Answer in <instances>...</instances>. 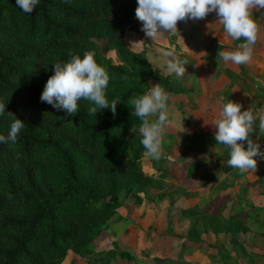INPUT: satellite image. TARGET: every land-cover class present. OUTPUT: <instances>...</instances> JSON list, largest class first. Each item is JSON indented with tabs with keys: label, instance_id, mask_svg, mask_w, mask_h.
Listing matches in <instances>:
<instances>
[{
	"label": "trees",
	"instance_id": "obj_1",
	"mask_svg": "<svg viewBox=\"0 0 264 264\" xmlns=\"http://www.w3.org/2000/svg\"><path fill=\"white\" fill-rule=\"evenodd\" d=\"M136 7L137 0H39L26 14L16 0H0V101L6 105L0 135L10 131L7 111L25 124L15 144L0 143V264H63L70 251L82 258L102 254L97 241L120 220L123 200L149 199L156 178L141 163V121L129 101L152 87L156 73L146 53L126 43ZM102 44L118 49L126 67L113 64ZM86 51L109 74L106 98L119 100L115 115L110 109L88 115L93 105L81 100L69 117L40 100L53 65ZM212 205L184 210L194 217L189 231L203 225L230 233L239 248L249 214L225 217L217 201Z\"/></svg>",
	"mask_w": 264,
	"mask_h": 264
},
{
	"label": "crops",
	"instance_id": "obj_2",
	"mask_svg": "<svg viewBox=\"0 0 264 264\" xmlns=\"http://www.w3.org/2000/svg\"><path fill=\"white\" fill-rule=\"evenodd\" d=\"M253 18L257 20L259 31L256 44L253 46L252 59L247 64L236 65L231 61L225 62L218 55L222 51L237 50L239 44L246 42L243 38L233 40L226 32H218L219 40L217 42L209 39L200 42L196 37L190 41L194 46L198 43L203 44L204 53L201 55L199 51L187 62L192 61L195 65V62L198 64L199 60L201 62V60L207 61L208 59L210 63L208 62L209 65L206 67L198 65V68H194L193 66L186 76V81L181 82L182 79H176L174 74L171 75L170 79L179 83L171 84L169 107L171 123L166 126L169 131H165L163 135L161 158H166L167 152L174 155L178 151L180 153L174 155L178 157L174 158L171 155L169 158L171 161L176 159L180 164H186L188 168L187 174L185 172L180 184L174 183L177 179L171 174L174 185L170 187L169 191H165V195L170 196L168 197L169 206L166 207L167 217L171 214L168 222L173 225L174 223L187 225L186 236H182V238L187 239L189 234L198 233L189 231L194 217L188 216L184 210L193 207L202 209L214 207L215 205L212 203L217 201V204L224 209L225 217L239 211L249 214L246 221L249 227L248 231L242 232L240 236L254 234L261 238V250H256L255 247L247 244L246 249L260 257L257 258V261L263 262L264 163H257L256 171L248 170L244 173L230 167L227 164L229 149L215 142L212 125L213 121L218 118L223 104L229 99L240 103L242 111L249 107L264 109V9L253 10ZM211 31L213 32L212 26L207 30L206 36H209ZM170 36L174 37L175 35L171 34ZM176 36L178 37V35ZM193 49L197 52L200 47L195 46ZM163 81L165 82V79ZM185 84H187V89L184 88ZM222 96L225 97L223 101L220 100ZM252 139L254 141L264 140V133H259L257 129ZM161 172L163 173V171ZM157 210L160 214L165 213L163 209L158 208ZM158 222H160L159 219ZM198 222L203 224L202 219ZM148 230L144 229L142 234H138V239L142 244L151 242L156 236L155 232ZM202 233L201 237L208 240L207 245L204 243L203 246H197L194 251L189 247H180L181 251L180 249L176 251L177 256L181 258L185 253H188L187 256H191L197 252L217 264L223 262L219 252L229 253L231 256L229 264L239 263L240 258L237 255L242 252L241 249L236 248L232 242H229V245L224 244L223 248V245L218 246L215 243L223 234H228V239L231 241L230 233H217L213 229L205 230ZM240 236L238 240L243 241L244 239H241ZM123 237L127 239V236ZM111 242L113 243V240ZM112 245L114 248L115 245Z\"/></svg>",
	"mask_w": 264,
	"mask_h": 264
},
{
	"label": "clouds",
	"instance_id": "obj_3",
	"mask_svg": "<svg viewBox=\"0 0 264 264\" xmlns=\"http://www.w3.org/2000/svg\"><path fill=\"white\" fill-rule=\"evenodd\" d=\"M38 3L39 0H16L17 7L26 14H31ZM262 9L264 0H137L135 17L141 22V31L145 36L155 40L164 33L177 32L178 22L205 19L214 12L228 36L233 40L243 38L246 41L239 44L237 50L222 51L218 55L225 62L241 65L252 59L259 31L253 10ZM161 51L163 56L173 57L166 63V74H174L176 79L183 78L187 63L174 58V51ZM69 56L67 62L53 65L54 74L44 86L41 102L57 111H64L69 117L78 112V102L81 100L93 105L88 108V115H96L103 109H110L115 115L119 100L109 102L106 98L110 77L107 70L96 62L95 53L86 51L83 57L72 53ZM169 99V94L156 84L129 101L132 116L141 121L139 133L144 155L155 160L162 156L165 127L171 123ZM220 100H225V97H220ZM241 109L240 103L229 99L212 125L215 142L229 149L227 164L244 173L257 170V158L264 161L260 143L252 139L257 129L259 133H264V109ZM5 110V103L0 101V116L5 115ZM7 116L12 120L10 131L7 136L0 135V143L15 144L25 124L10 111H7Z\"/></svg>",
	"mask_w": 264,
	"mask_h": 264
},
{
	"label": "rangeland",
	"instance_id": "obj_4",
	"mask_svg": "<svg viewBox=\"0 0 264 264\" xmlns=\"http://www.w3.org/2000/svg\"><path fill=\"white\" fill-rule=\"evenodd\" d=\"M211 26L213 27V32L211 31L209 36H206L207 30L210 29ZM141 27L142 24L137 19H134V22L128 25L126 30V43L131 49L144 51L146 53L147 58L151 62L156 73V76L151 80L152 87L159 84L169 94L170 98V92L172 90L171 84L179 82H174V80L170 79L171 76L166 74V63L173 57L163 56L161 50L174 51V58H178L187 63L185 65V75L181 78V82L186 81V76L192 70L193 66L194 68H198V65H201L200 67H206L210 63L208 59L207 61L201 60V62L199 60L198 64L195 62V65L191 60V62H187L189 58L198 54L199 51L201 52V55L204 53L203 44H195V46L200 47V49L195 52L193 49L195 46L190 41L196 37L200 42L204 39H209L211 41L216 40L215 42H217L219 40L218 32H225L214 12L209 13L205 19H188L186 22H178L177 32L164 33L155 40H149L145 36V33L141 31ZM171 34H174L175 36L172 37L170 36ZM176 35H178V37ZM100 47L102 53L111 60L113 64L126 67V61L118 49L106 51L103 49V44L100 45ZM189 78L190 77H188V79ZM163 79H165V82ZM189 80L192 81L191 78ZM184 88L187 89V84L184 85ZM168 103L170 107V99ZM165 131H169L167 127H165ZM179 153L180 152L177 151L174 155H178ZM171 155L174 158L178 157L167 152L166 158L164 159L160 158L159 160H155L150 157H144L141 160L145 172L156 178L155 182L149 189L150 197L149 199H145L144 204H136L133 198L123 200L124 206L118 213L120 220L114 223L111 229L105 232L97 241V247L100 251H103V253L82 258L79 255L70 252L68 254L69 256L67 255L64 259L63 264H215L213 260L211 261L208 257L206 258L204 255H199L197 252L191 256H187L188 253H185L181 258L177 256L178 253L176 251L178 249L181 251L182 247H189L192 248L190 250L194 251L197 246H203L204 243L207 245L208 240L201 237L203 234L202 232L205 231L203 225H200L195 231L198 233L189 234L187 239H185L182 238V236H186L187 225L175 223L173 225L168 222L171 214L167 217L166 211L168 210L166 207L169 206L168 197L170 196L165 195V191H169L171 189L170 187L174 185L175 182L176 185L180 184L185 176V172L188 171L186 164H180L176 159L171 161L169 158ZM161 171H163V173ZM171 174L177 179L174 183ZM163 194L165 196H162ZM158 208L163 209L165 213L160 214L157 210ZM158 219L160 222H158ZM172 228L174 229L172 230ZM144 229H149L155 232L156 236L151 242H143L142 244L138 239V234H142ZM252 229H255V227H252ZM129 232L131 233L129 234ZM123 236H127V239ZM240 237L244 240H238V245L242 247V258L238 260V264H264V261H257V258L260 257L255 254L253 255L252 252H249L246 249L247 244L255 247L256 250H261V238H258L257 235L254 234H242ZM112 240L113 243L111 242ZM216 241L217 242L215 243L218 246L223 245L222 248L224 247V244L229 245V242H232L228 239V234L220 235ZM112 244L115 245L114 248H112ZM216 244H214V246H217ZM119 250L126 251L131 258H128L126 255V257L121 256L118 253ZM111 252L118 254L111 256ZM224 261V263H216L229 264L226 260Z\"/></svg>",
	"mask_w": 264,
	"mask_h": 264
},
{
	"label": "built area",
	"instance_id": "obj_5",
	"mask_svg": "<svg viewBox=\"0 0 264 264\" xmlns=\"http://www.w3.org/2000/svg\"><path fill=\"white\" fill-rule=\"evenodd\" d=\"M261 145V151H264V140L258 141ZM257 163H264V161H261L259 158H257Z\"/></svg>",
	"mask_w": 264,
	"mask_h": 264
}]
</instances>
